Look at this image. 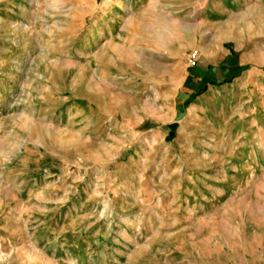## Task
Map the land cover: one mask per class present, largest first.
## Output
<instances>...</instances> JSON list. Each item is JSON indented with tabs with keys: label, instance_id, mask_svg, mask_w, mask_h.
<instances>
[{
	"label": "rangeland",
	"instance_id": "rangeland-1",
	"mask_svg": "<svg viewBox=\"0 0 264 264\" xmlns=\"http://www.w3.org/2000/svg\"><path fill=\"white\" fill-rule=\"evenodd\" d=\"M156 2L0 0V264H264V38Z\"/></svg>",
	"mask_w": 264,
	"mask_h": 264
},
{
	"label": "crops",
	"instance_id": "crops-1",
	"mask_svg": "<svg viewBox=\"0 0 264 264\" xmlns=\"http://www.w3.org/2000/svg\"><path fill=\"white\" fill-rule=\"evenodd\" d=\"M156 5L162 9L161 14L171 17L174 13L184 11L188 15L187 19L200 30L206 31V34L221 35L222 32L217 33V30L220 29L218 26L203 27V22L214 23L227 18L228 33L225 32L226 34L239 37L244 35L240 22L249 20L255 22L256 28L247 32L246 35L264 38V0H157ZM224 46L228 49V54L218 56L215 60H208V62L218 64L222 61L219 68L233 63L237 69L235 70L236 75L233 76L238 77L234 81L232 79L227 80L230 76L223 78V89L217 94L227 98L234 92H238L241 96L240 101H250V109L246 114L249 124L242 126V129L245 130L243 133L249 134V137H246L247 141L244 142L250 148L262 149L264 148V93L261 90L259 92V88L262 85L260 79L264 73L257 69V65L250 68L247 56L238 61L237 52L231 48L230 44ZM198 66L203 67L204 65ZM245 96L247 97L245 98Z\"/></svg>",
	"mask_w": 264,
	"mask_h": 264
},
{
	"label": "trees",
	"instance_id": "trees-1",
	"mask_svg": "<svg viewBox=\"0 0 264 264\" xmlns=\"http://www.w3.org/2000/svg\"><path fill=\"white\" fill-rule=\"evenodd\" d=\"M227 80L229 81L230 78L228 77ZM210 83H218V82H216L215 80H211ZM199 91H200V90H198V92H199Z\"/></svg>",
	"mask_w": 264,
	"mask_h": 264
}]
</instances>
